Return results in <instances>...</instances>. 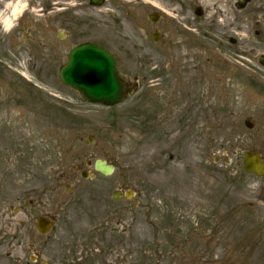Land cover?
<instances>
[{"label":"rangeland","instance_id":"obj_1","mask_svg":"<svg viewBox=\"0 0 264 264\" xmlns=\"http://www.w3.org/2000/svg\"><path fill=\"white\" fill-rule=\"evenodd\" d=\"M157 1L172 13L179 0ZM197 1L200 17L193 14ZM197 1L190 0L194 6L186 13L187 20L195 18L189 26L197 33L174 40L165 68L143 10L133 9L128 27L123 23L118 32L101 13L97 35L127 53L122 61L128 64L119 70L130 92L114 108L90 105L60 83L65 60L52 53L57 43L51 35L52 49L43 53L41 25L21 30L11 45L0 30V264H38L31 257L77 263L80 256L59 249L66 243L59 232L40 236L35 220L55 215L62 224L74 216L72 209L58 212L60 201L80 200L84 211L97 215L113 192L127 189L140 204H129V264H264V178L242 171L244 152L264 159V69L255 61L264 48L251 47L249 31L237 40L223 25L228 22L219 21L222 0ZM32 3L39 10L40 0ZM202 29L216 36L204 39ZM136 61L160 64L152 81L126 76V68L148 72ZM89 135L96 141L85 146ZM96 159L114 165V173L82 181L76 167Z\"/></svg>","mask_w":264,"mask_h":264},{"label":"flooded vegetation","instance_id":"obj_2","mask_svg":"<svg viewBox=\"0 0 264 264\" xmlns=\"http://www.w3.org/2000/svg\"><path fill=\"white\" fill-rule=\"evenodd\" d=\"M14 0H0V13L4 12V7L10 4ZM21 10L20 14L13 19L8 28L10 33L13 35L8 37V44L11 45L14 41V37L20 33L21 30L26 29L28 32L33 31V27L36 24L41 25L43 31V38L40 41L43 53L47 54L52 47L48 45L49 35L57 43V50L52 51L55 57L62 58L66 62L67 53L74 47L83 43L101 44L104 48L110 51L118 64L122 61L121 55L127 56V53L119 45H114L116 50L108 48L106 45H113L115 42L105 37L97 36V28L101 26L102 16L97 15L100 9L93 8L89 5L87 0H46L48 3L43 7L44 0H40V8L37 10L33 7L32 0H20ZM144 0H105V4L108 3L110 7L106 13V17L114 23L116 32L122 30V24L128 27V18L132 14L133 9H141L144 11L143 2ZM176 1V0H175ZM189 3L185 4V1L179 0L175 5L170 6L171 14L165 9V5H162L159 1L155 0L156 7L162 13H166V16L161 13H156L157 22L151 25V34H154L158 41L155 45L160 46V50L164 51L161 57L162 68H165L170 61V56H166V51L169 52L172 45L175 43V39H183L187 41L192 32V26H189L191 22L187 20V11H192V5L190 0ZM197 1V0H195ZM222 0L218 5V11L216 17H219V21L228 22L224 26L232 29L236 39L244 36V33L249 31L252 34V38L255 41H251L252 48H264V0ZM37 2V1H35ZM198 2V1H197ZM217 2V0H216ZM212 3L214 6L218 3ZM199 3V2H198ZM197 5H201L200 3ZM132 5L131 10L130 6ZM186 5H188L186 7ZM195 5V6H197ZM177 6V7H174ZM172 7V8H171ZM202 8V6H200ZM197 11L203 15V9L197 10L195 7L193 12ZM35 13V14H34ZM39 13V14H38ZM152 12L147 13L150 14ZM170 15L168 18L167 16ZM194 19H190L193 21ZM182 21V22H180ZM133 26H137V19L131 20ZM111 27V26H110ZM0 30H5L0 25ZM197 32V31H196ZM30 35V34H29ZM28 35V36H29ZM210 36H216L214 32L209 29H202V37L204 39L210 38ZM221 40H225L224 36H219ZM99 39V40H98ZM182 41V40H181ZM229 44L234 45L235 39L227 38ZM98 44V45H99ZM38 45V46H40ZM218 45L223 48L224 44L219 41ZM133 51H138L137 48L131 46ZM66 51V53H65ZM49 55V54H48ZM259 54L255 61L260 59ZM45 59V58H43ZM169 59V60H167ZM46 60V59H45ZM48 60V59H47ZM64 62V63H65ZM144 64L147 67L146 73H140L137 69H132V73H128L126 70V76H130L133 81L152 80L153 76L156 75V71L160 64L150 66L149 63L136 61L137 63ZM159 62V61H158ZM122 64V62H120ZM144 69V68H143ZM154 73V74H153ZM124 78V77H122ZM127 89V85H126ZM72 191H69V193ZM120 192H123L120 190ZM104 202H95V204H102ZM108 206L102 207V211L95 213H88L84 211L83 202L78 201H60L58 212L67 213L72 212L74 216L65 217L64 223H59V218L55 215H45L52 222L51 231L48 235L51 236L59 232L60 241L66 242L64 245L60 244L65 256H80V259L75 264H129V227H128V215L130 213L129 204L133 209H137L140 205L136 201H110L107 202ZM67 207L68 210H65ZM90 208V206L88 207ZM96 208V207H95ZM97 209V208H96ZM133 240V239H132ZM77 254V255H76ZM148 254H151L150 252ZM91 255V256H90ZM90 256L84 259L85 257ZM47 264V262H46ZM74 264V263H73Z\"/></svg>","mask_w":264,"mask_h":264},{"label":"water","instance_id":"obj_3","mask_svg":"<svg viewBox=\"0 0 264 264\" xmlns=\"http://www.w3.org/2000/svg\"><path fill=\"white\" fill-rule=\"evenodd\" d=\"M92 5L100 6L103 0H90ZM155 21L153 16L149 18ZM63 84L77 90L81 97L89 103L103 106H114L123 98V86L120 82L113 59L102 50L88 49L80 47L75 49L69 56V61L60 71L59 75ZM246 127L252 125L245 122ZM92 138H88L86 145L92 143ZM244 170L248 174L258 177L264 175V164L261 156L252 151L243 156ZM94 168L104 176L112 173L113 168L106 166L105 162L96 161ZM83 178L86 174L81 175ZM128 197V196H127ZM50 222L39 219L36 230L43 234L49 231Z\"/></svg>","mask_w":264,"mask_h":264},{"label":"bare ground","instance_id":"obj_4","mask_svg":"<svg viewBox=\"0 0 264 264\" xmlns=\"http://www.w3.org/2000/svg\"><path fill=\"white\" fill-rule=\"evenodd\" d=\"M21 1L14 0L4 7V12L0 13V25L3 29L7 30L11 22L20 14Z\"/></svg>","mask_w":264,"mask_h":264}]
</instances>
